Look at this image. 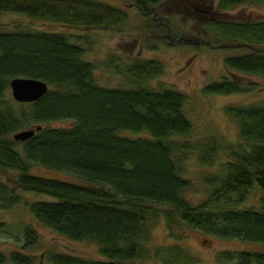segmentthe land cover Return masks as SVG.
<instances>
[{
    "label": "trees",
    "instance_id": "obj_1",
    "mask_svg": "<svg viewBox=\"0 0 264 264\" xmlns=\"http://www.w3.org/2000/svg\"><path fill=\"white\" fill-rule=\"evenodd\" d=\"M162 1L134 0L147 29L159 19L155 6ZM252 1L264 0H217L215 6L225 10ZM0 13L87 28L115 26L127 17V10L102 0H0ZM202 27L213 45L220 46L221 38L247 50L224 56L232 73L264 77V19L206 17ZM71 37L78 35L19 23L0 28V208L23 204L47 228L72 240L97 243L100 256L50 248L42 261L143 264L156 253L149 237L161 218L170 234L182 225L220 238L264 243V99L223 107L238 128L239 141L223 143L210 136L195 146L202 165H214L222 149L226 156L203 177L206 197L192 203L185 194L192 183L182 175L180 163L187 147L180 137L192 129L184 113L188 95L145 83L162 71V64L152 58H134L122 69L131 86L100 85L94 79L95 64L83 58L85 48ZM17 76L42 79L49 89L33 102H17L7 95L10 79ZM254 87L223 78L201 91L226 95ZM64 120L71 124L50 125ZM31 128L34 133L28 138L13 139L15 132ZM33 165L77 180L34 175ZM5 169L15 171V188L51 199H23L2 179ZM255 186L262 191L257 205L240 206ZM22 241L21 249L0 250V264L41 263L30 252L39 245L31 224H25ZM234 257L236 264H264V251L241 250ZM163 258L166 264L190 263L179 245H169Z\"/></svg>",
    "mask_w": 264,
    "mask_h": 264
},
{
    "label": "rangeland",
    "instance_id": "obj_2",
    "mask_svg": "<svg viewBox=\"0 0 264 264\" xmlns=\"http://www.w3.org/2000/svg\"><path fill=\"white\" fill-rule=\"evenodd\" d=\"M102 1L127 10L125 20L115 26L87 28L32 20L18 13H0V28L19 23L20 26L30 25L39 30L78 35L77 38L71 37V41L85 48L83 58L95 64L94 79L103 86H131L129 75L122 69L134 58L158 60L162 64L161 73L145 83L156 90L170 88L188 95L184 113L192 122V129L187 135L180 137L187 145L184 149L186 157L180 163L182 175L192 183L185 194L192 203H196L208 193V186L205 185L203 177L209 170L217 169L218 161L225 158L226 152L223 149L218 152V160L214 165H202L195 146L203 145L210 136L223 143L239 141L238 128L223 111V107L228 104L246 105L264 99V77L232 73L224 65V56L247 50L221 38L220 46L213 45L212 36L202 27V21L206 17L233 20L264 19V1L245 2L222 10L216 8L217 0H163L155 6L159 19L153 21L148 29L143 25V18L135 10L134 0ZM223 78L247 85L255 83V87L251 91L226 95L204 94L201 91L204 85ZM7 95L11 96L10 89ZM70 124V120L50 123L51 126ZM136 133L121 132L131 137L139 136ZM30 172L42 177L77 180L65 172L40 165H33ZM14 175L15 171L11 169H5L1 174L2 179L13 187L14 192L22 194L23 199H51L44 194L23 192L15 188ZM261 194V189L255 186L250 190L248 199L240 206L257 205ZM0 223V250L3 251L21 249L25 224H31L36 229L39 245L30 249V252L35 254L37 261L41 259L40 264H49L42 261V258L44 251L50 248L87 258L100 257L97 243L91 240H72L47 228L36 221L23 204H16L8 209L0 208ZM176 233L181 235L175 237ZM175 234L168 233L164 219L161 218L149 237V246L155 247L156 253L144 259L143 264H166L163 253L169 245H179L183 252L188 253L189 264H236L234 256L238 251H264V243L240 238H220L182 225L176 228ZM229 252L232 257H229Z\"/></svg>",
    "mask_w": 264,
    "mask_h": 264
},
{
    "label": "water",
    "instance_id": "obj_3",
    "mask_svg": "<svg viewBox=\"0 0 264 264\" xmlns=\"http://www.w3.org/2000/svg\"><path fill=\"white\" fill-rule=\"evenodd\" d=\"M12 98L17 102H33L43 96L49 89L46 81L33 77L17 76L9 81ZM39 127H36L38 129ZM34 133V129H23L13 134V139L24 140Z\"/></svg>",
    "mask_w": 264,
    "mask_h": 264
}]
</instances>
